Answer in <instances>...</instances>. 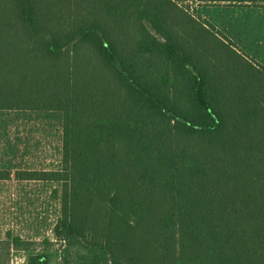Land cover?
Listing matches in <instances>:
<instances>
[{"label": "trees", "instance_id": "trees-1", "mask_svg": "<svg viewBox=\"0 0 264 264\" xmlns=\"http://www.w3.org/2000/svg\"><path fill=\"white\" fill-rule=\"evenodd\" d=\"M181 1L0 0V109L63 116L15 171L59 184L62 264H264V67Z\"/></svg>", "mask_w": 264, "mask_h": 264}, {"label": "rangeland", "instance_id": "rangeland-1", "mask_svg": "<svg viewBox=\"0 0 264 264\" xmlns=\"http://www.w3.org/2000/svg\"><path fill=\"white\" fill-rule=\"evenodd\" d=\"M264 67V0H183ZM61 112L0 109V264H62L60 203L50 179L20 180L16 170L61 166Z\"/></svg>", "mask_w": 264, "mask_h": 264}]
</instances>
